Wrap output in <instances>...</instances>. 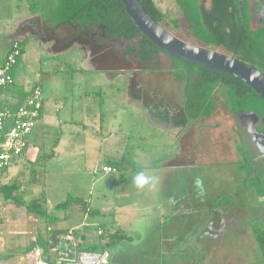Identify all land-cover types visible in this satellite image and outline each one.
<instances>
[{
    "label": "crops",
    "instance_id": "crops-1",
    "mask_svg": "<svg viewBox=\"0 0 264 264\" xmlns=\"http://www.w3.org/2000/svg\"><path fill=\"white\" fill-rule=\"evenodd\" d=\"M60 31L57 30L58 33ZM8 33L6 35L0 32V60L13 38L22 41L27 35L24 29L18 30L16 26ZM50 47L54 52H60L61 49L68 50L73 45L59 50L56 49V44ZM23 58L24 51L20 60H24ZM71 63L78 66L75 70L87 72V75L94 71L100 73L108 81H112L113 85L115 80L122 79V87L111 89V86L103 82L100 86L106 97L105 102L101 101L98 107L95 105L96 93L92 90L82 93L79 112L76 111L69 121L57 114L62 105L60 97L45 99L43 95L42 114L33 130L34 144L42 146L49 143L50 138L47 135L52 129L60 128L64 121L70 124L65 135L62 131L57 133L56 130L57 137L52 148V154L62 157L58 171L53 175L58 182L53 181L49 189L37 182L43 187L46 201L43 206L52 221L48 222L44 218L45 236L37 232L29 236L25 234L28 232L25 227L27 218L38 219L44 217L43 213L28 211L27 217L13 218L12 222L18 223L22 228L18 233L23 235L19 234L8 245L0 239V264H32L30 257L34 250L39 251L40 258L49 264H55L54 259L60 248L74 252L106 249L109 251L107 264H156L152 258L158 256L169 258L166 264H174L176 262L172 258L179 249L188 256L203 257L204 251H208V255H215L227 242L233 245V241L236 246L239 242L247 251L248 260L256 264L253 261L255 251H249V247H253L252 241L257 246L255 227L264 228V195H260L257 190V198L253 201L244 198L250 197L251 193L255 194L256 189L249 184L250 178L255 173H262L264 177V171L259 167L260 165L264 169V152L260 150L264 146L258 149L251 142L255 151L253 153L244 149L246 160H243L235 144L238 143L236 138L223 136L224 131L219 127L221 123L214 120L217 116H223V110L220 109L215 115L210 113L196 120L192 119L193 121L187 120L185 127L181 128V124L162 120V116L166 115L159 107H143V100L140 99L142 91L135 95L130 89L131 86L129 87L128 78L130 80L132 73L121 67L113 71L105 67L97 69L91 57L81 60L75 58ZM18 65L19 62L13 69L14 85L0 94L3 106H15L23 102L28 95L30 82L37 80V74L33 75L32 71L27 70L28 75H25ZM90 81L93 86L96 85ZM132 102L135 104L130 105ZM127 111L136 118L141 117L146 126H151L154 138L141 140L128 136L124 123ZM224 116V122L229 125L227 130L234 129L239 134L243 128L241 124L235 117ZM238 117L242 116L238 113ZM259 120L262 121L260 117ZM239 144L243 148L244 145L241 142ZM34 147L35 145L31 146L28 142L17 162H33V150L36 149ZM77 157L83 160L80 168L62 163ZM248 159L251 164H248ZM222 161L232 167L226 175L214 167ZM125 162H128L127 165ZM98 164L101 167L98 166L96 170ZM13 165L15 164L0 178L10 179L15 174V169L11 170ZM106 165L114 167L115 170H103L102 167ZM69 170L70 174L75 173L72 182L65 181L66 172ZM140 173L148 177V183L142 187L134 183L135 176ZM197 181H200L199 185ZM262 181L264 183V179ZM20 187L21 190L24 188L21 185ZM60 193H63L62 198ZM68 195L78 199L71 198L68 203L56 207ZM253 211L255 216L250 217ZM3 215L1 211V216ZM248 221L255 223L249 224ZM104 224H107V228H104ZM90 225L96 226L98 236L116 233L117 240L106 247H102L107 241L102 236L93 243H84L87 239L79 241L77 230ZM132 225H136L138 229ZM98 230L102 233H98ZM121 234L124 237L118 238ZM138 235H143V238H137ZM181 240L183 246L179 247ZM44 243L47 249H41L40 244ZM131 255L135 257L130 258ZM259 262L262 264L261 258Z\"/></svg>",
    "mask_w": 264,
    "mask_h": 264
},
{
    "label": "rangeland",
    "instance_id": "rangeland-1",
    "mask_svg": "<svg viewBox=\"0 0 264 264\" xmlns=\"http://www.w3.org/2000/svg\"><path fill=\"white\" fill-rule=\"evenodd\" d=\"M156 5L159 7V9L164 12L165 17L162 20V23L165 25V28L175 35L176 37L194 44V39L190 38L189 30L187 21L184 18L183 14L181 13L178 5L176 4L175 0H154ZM40 11H32L29 7V2L27 0H0V32L3 34H9V30H12L16 26L19 27L24 21L26 23L24 26H22V30L24 29L27 33L26 39L24 40V60L19 61V69L24 70L25 75L28 72L32 71L31 74L36 75L37 74V80L35 82H39L43 89V95L46 99V97H52V96H58L60 97V101L62 102L60 110H57V114L60 118H64L65 121H69L74 117L75 112H79V105L81 104V97L80 95L84 92L93 91V93H96L95 99L97 102H95V105L98 107V105H101V101L105 102L106 94H104V89L101 88L100 85L104 82L108 86H111V89H116V87L121 86L123 80L120 79L117 81L115 80V85H113L112 81H108L107 77L102 76L100 73H96V71H92L93 73H88L90 75H87V72H80L78 70H75V67H78L75 63H71L72 60H75V58L78 59H84L87 57H91L94 60L95 66L98 69H101L105 67V69L114 70L117 69V65L113 66L112 63H118V59L113 56V53H111V57L109 59V54L104 53L107 45L103 49L93 48L91 43H84L83 39H75V41H71V44L66 45L67 39L70 38L72 35L77 34L75 31L71 30H64L60 29L61 31L58 33L60 35L56 37H52L50 33L48 32L47 28L48 25L42 21H39V19H36V23L33 24L32 19L34 16H39ZM36 17V18H37ZM172 19L178 20L179 27L175 28V26L172 23ZM19 20H23L20 21ZM32 22V23H31ZM20 23V24H19ZM32 24V25H31ZM36 25V26H34ZM57 34V35H58ZM19 38V37H18ZM56 42V43H55ZM56 44V49H61L65 47H70L73 45L72 48L68 50H60V52H54L53 49L50 47V45ZM66 45V46H65ZM55 46V45H54ZM122 47V45L120 44ZM103 47V46H102ZM114 48V47H112ZM108 49V48H107ZM55 50V49H54ZM104 50V52H103ZM113 50V49H112ZM109 59V61H108ZM159 60H161L164 68L160 70H145L142 71H133V69L138 68L136 67V63H127L124 67H121L128 72L132 73V77H135V81L133 79L128 78V83L130 84L129 87L132 90V92L136 95L137 93L141 92L142 97L140 98L143 100L142 103H144V108L146 109L148 106H150V102L154 103V106H160V103H163L164 105H172L175 108H180L182 106L183 96H182V84L176 83L173 80V76L171 74V71L166 68L168 65H170V59L164 55H161ZM75 62V61H74ZM137 79V80H136ZM141 79V80H140ZM92 80L96 83V85H92L90 82ZM97 81V82H96ZM139 82V83H138ZM94 84V83H93ZM140 85L139 87H136V85ZM113 85V86H112ZM93 86V87H92ZM16 87V86H15ZM18 89H20V86H17ZM92 87V88H91ZM132 98V97H131ZM138 101V100H137ZM148 101V102H147ZM61 104V103H60ZM135 103H130V105H134ZM165 106H160L159 108H164ZM244 111H253L251 109V103L244 104ZM133 113H130L127 111L126 118H125V126L126 131L128 133V136L131 138H139V139H146L149 140L151 138H154L152 132H151V126H146L143 122V119L141 117L136 118ZM224 116V115H223ZM217 116L214 120L220 124V130H223V136L228 137H234L236 138L235 143L240 148L239 142H241L244 146L243 149H247L249 152L255 151L254 146L250 142L249 135L247 134V131L242 128L239 134H237L234 129L227 130L226 127L229 125L224 122L225 118ZM225 117V116H224ZM62 122L60 124V128L56 127V129H52L49 134L47 135L50 138L49 143H44L42 146H37L36 143L34 144V132L31 133L32 135L29 136L28 142L31 146L35 145L33 150V154L35 153L33 162H24L21 164L20 162H16L15 165H13L12 169H15V174L12 175L11 179L6 178L5 180L0 178V184L4 182H9L13 178L17 179L21 186H24L22 189L24 195L26 193V198H32V199H39L41 192L43 191L42 185L38 184L37 182H40L44 184L46 189H49L50 185L53 183V181L56 183L58 181L57 178L53 177L58 171V165L61 163V156H55V154H52V148L54 147L53 144L56 140V130H58L57 133H60L61 131L65 135L68 131V127H70L69 122ZM67 125H64V124ZM227 125V126H226ZM59 128V129H58ZM232 131V132H230ZM41 133V132H40ZM71 135V133H69ZM37 137V136H36ZM51 139H53L51 141ZM243 141V142H242ZM28 150V148H27ZM26 150V151H27ZM51 154V155H49ZM69 158V157H68ZM223 159H226L223 157ZM250 159H248V164L250 163ZM83 160H81L79 157L73 160H67L65 163L69 166L73 165L74 167L81 165ZM33 165H32V164ZM125 162L124 164L127 165ZM31 164V165H30ZM101 164H98L96 166H99ZM130 165V163L128 164ZM81 166H79L80 168ZM217 171L221 172L223 175H226L230 168V164H227L225 161H222V163H219L217 165H214ZM259 167L264 171L263 167L259 165ZM40 168V169H39ZM75 171V170H74ZM73 171V172H74ZM70 170L66 172L65 175V181L66 182H72L75 178V173L70 174ZM98 174L99 171H98ZM264 174V173H263ZM258 177L261 180L264 188V183L262 179H264L262 173L258 175ZM262 177V178H261ZM36 182V183H35ZM224 190L227 189L226 182L224 181ZM232 186H234L231 183ZM258 185V184H257ZM72 187V184H71ZM235 187V186H234ZM255 194L251 193V196L244 199H249L253 201L256 199L257 190L259 188H256L254 186ZM253 190V189H252ZM47 191V190H46ZM54 191V189H53ZM259 191V190H258ZM225 192V191H224ZM253 192V191H251ZM61 194V198L63 196V193ZM242 196L241 193L239 195ZM59 198V199H61ZM57 200V199H55ZM46 204V201L44 202ZM1 211L4 213L3 216H1ZM250 213V212H249ZM22 216H29V212L25 209L24 206H15V204L11 201L5 202V200L2 198V194L0 192V239L4 240V244L8 245L10 244V241H14V239L18 238L19 234L23 235L22 233H18L19 230H22L20 225H17L16 223H13V218L18 219ZM255 216V212L253 211V214L250 217ZM3 222V223H2ZM249 224H254L255 221H248ZM14 224V225H13ZM54 226L56 224H53ZM20 226V227H19ZM131 226V225H129ZM25 227L27 228L28 232L25 233L29 236L37 234H41L45 236L46 229H45V221L44 217H40L38 219L33 218H27V222L25 223ZM29 227V228H28ZM103 227V226H102ZM132 227H135L138 229L136 225H132ZM261 227V226H260ZM104 228H107V224H104ZM264 230V228H262ZM77 238L79 241H82L83 239H87L84 243H93L96 238H99L100 236L97 235V230L95 225H90L87 227H80V229L77 230ZM24 234V235H25ZM32 234V235H31ZM85 235V236H84ZM141 237L143 238V235H138L137 238ZM182 240L180 241V246L182 247ZM207 243V242H206ZM41 249H47V245L40 244ZM190 245L193 247L194 245L190 242ZM250 246V245H249ZM252 246L249 247V251L253 252L254 259L256 264H259V260L261 258V254L258 249V246L252 241ZM46 247V248H45ZM193 253V251H192ZM204 256H188L182 249H179V251L175 252V257L172 258L175 260L176 263L174 264H253L252 261L248 260L247 251L241 247V245L237 244L235 245L233 241V245H231L229 242H227L225 245H223V249H219L217 253L214 254H207L208 251H204ZM206 253V257H205ZM158 255V253H156ZM135 256L131 255L130 258H133ZM151 257V256H150ZM148 258L149 260L151 258ZM163 257V255H162ZM32 264H34L35 258L34 253H31L30 257ZM154 259V262L156 261V264H166L168 262L167 258H161L160 256L152 258ZM151 259V260H152ZM169 264V263H168Z\"/></svg>",
    "mask_w": 264,
    "mask_h": 264
},
{
    "label": "trees",
    "instance_id": "trees-1",
    "mask_svg": "<svg viewBox=\"0 0 264 264\" xmlns=\"http://www.w3.org/2000/svg\"><path fill=\"white\" fill-rule=\"evenodd\" d=\"M27 1L33 12L40 11L39 16L32 19L33 24L36 23V19L46 23L48 32L52 37H60L63 34H58L57 30L60 29L75 31L77 34L68 38L66 45L71 44L72 40L75 41V39L80 38L84 40V43H91L93 48L99 47L100 50L107 45L108 47L103 52L109 55L113 53L114 57L120 58L118 63H112L113 66L117 65L116 68L135 62L139 71L143 69L158 71L164 68L161 60H159L160 56L168 57L171 64L166 68L171 71L173 80L182 84L183 101L181 107L186 119L196 120L201 116L209 115L215 105L214 92L217 90L219 91L218 97H221V101L226 102L230 108L232 104L234 109H244V104L251 103V109L255 110L264 122V102L246 82L215 67L183 60L178 56L163 52L137 28L126 13L120 0ZM210 1V7L207 9L202 0H175L187 21L191 35L203 42L224 46L237 58L264 72V27H258L255 30L249 28L247 13L249 0ZM139 2L154 20L162 23L165 14L153 0H139ZM25 23L26 21L18 27V30H22ZM172 23L175 28L179 27L177 19H172ZM13 42H17L21 46L19 60L22 58L24 40L20 41L13 38L4 57L0 60V65L5 60V56ZM110 57L111 55L109 59ZM35 86L42 88L39 82L32 80L27 90L28 94ZM9 87L11 86L1 87L0 94ZM1 106L2 103L0 102ZM41 114L42 110L40 116ZM239 152L243 160H246L245 151L242 147L239 148ZM20 156L5 169L3 174L7 172L12 164L17 162ZM258 179L260 178L255 173L250 178L249 184L259 188L260 195H264L263 184ZM0 192L5 201H11L16 206L22 205L27 211H34L36 214L43 213L46 221H52L43 206L45 202L44 192L40 194L41 200L28 199L21 190L19 181L15 178L2 183ZM71 198L68 195L67 199L56 207L68 203ZM72 199L78 198L73 197ZM115 235L116 233L101 234L100 238L107 239L102 247L115 242L117 240ZM122 237L124 236L121 234L118 238ZM255 237L261 254V262L264 264V231L257 226L255 227Z\"/></svg>",
    "mask_w": 264,
    "mask_h": 264
},
{
    "label": "built area",
    "instance_id": "built-area-1",
    "mask_svg": "<svg viewBox=\"0 0 264 264\" xmlns=\"http://www.w3.org/2000/svg\"><path fill=\"white\" fill-rule=\"evenodd\" d=\"M21 56V46L13 42L5 60L0 65V88L12 86L15 83L13 69ZM43 106V91L39 86L32 88L23 102L16 106L2 105L0 107V175L21 155L27 147L28 135L39 122ZM103 170H115L111 166H103ZM101 230H98L100 233ZM34 253V264H49L40 258L37 250ZM109 251H70L66 248L57 250L55 264H107Z\"/></svg>",
    "mask_w": 264,
    "mask_h": 264
},
{
    "label": "water",
    "instance_id": "water-1",
    "mask_svg": "<svg viewBox=\"0 0 264 264\" xmlns=\"http://www.w3.org/2000/svg\"><path fill=\"white\" fill-rule=\"evenodd\" d=\"M126 13L137 26L163 52L191 62L209 65L228 72L246 82L264 102V72L233 55L186 42L170 33L162 23L154 20L139 0H120ZM239 116L253 118V131L259 115L253 111L237 110ZM259 135V134H257ZM264 152V148L260 149Z\"/></svg>",
    "mask_w": 264,
    "mask_h": 264
},
{
    "label": "flooded vegetation",
    "instance_id": "flooded-vegetation-1",
    "mask_svg": "<svg viewBox=\"0 0 264 264\" xmlns=\"http://www.w3.org/2000/svg\"><path fill=\"white\" fill-rule=\"evenodd\" d=\"M202 1L204 3L205 7L208 9L210 7L211 1L210 0H202ZM247 10H248L247 13H248L249 28L255 30L258 27H264V0H249V5H248ZM162 25L165 27V25L163 23H162ZM34 26H36V25H34ZM188 30H189V28H188ZM189 34H190V38L194 39L195 45L214 49V50H218V51L233 55V54H231L230 51H228L222 45H214L212 43L203 42V41L195 38L194 36H192L190 31H189ZM170 64H171V62H170ZM138 70H139L138 68L133 69V71H138ZM218 96H219V91L216 90L214 92L215 105L211 109V113H213L215 115L221 109V110H223V111H221L222 115H225L227 117H235L237 122L239 124H241V126L247 130V133H248L249 138H250V142H252L256 146V148H258V149H260L261 146H264V122L259 120L258 124H255V127H256L258 133L253 131V128H252L253 118L249 117V116L238 117V113H237L238 109H234L232 107L233 106L232 104H231V108H230L228 106V104L226 102H222L221 97H218ZM159 105L165 106L164 108H160L162 110V112H165V115H166L165 117H163L161 115L162 120L167 119V121H171L172 123L181 124V126H182L181 128L185 127V121H187V120L193 121L192 119H186L185 118L182 107L175 108L172 105L167 106V105H164L163 103H160ZM150 106H154V103H152ZM160 106H156V107H160ZM257 134H259V135H257Z\"/></svg>",
    "mask_w": 264,
    "mask_h": 264
},
{
    "label": "clouds",
    "instance_id": "clouds-1",
    "mask_svg": "<svg viewBox=\"0 0 264 264\" xmlns=\"http://www.w3.org/2000/svg\"><path fill=\"white\" fill-rule=\"evenodd\" d=\"M134 183L137 185V186H144L146 183H148V177H146L143 173H140L138 175L135 176L134 178ZM197 184L199 185L200 184V181H197Z\"/></svg>",
    "mask_w": 264,
    "mask_h": 264
}]
</instances>
